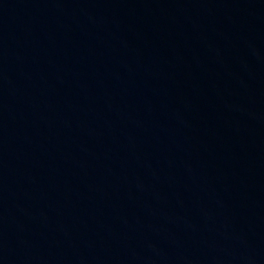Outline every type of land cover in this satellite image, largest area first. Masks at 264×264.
I'll use <instances>...</instances> for the list:
<instances>
[{
    "label": "water",
    "instance_id": "95a60500",
    "mask_svg": "<svg viewBox=\"0 0 264 264\" xmlns=\"http://www.w3.org/2000/svg\"><path fill=\"white\" fill-rule=\"evenodd\" d=\"M0 264H264V0H0Z\"/></svg>",
    "mask_w": 264,
    "mask_h": 264
}]
</instances>
